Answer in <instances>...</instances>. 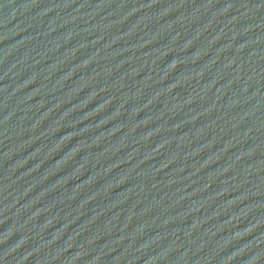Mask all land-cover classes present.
Segmentation results:
<instances>
[{"label": "water", "instance_id": "obj_1", "mask_svg": "<svg viewBox=\"0 0 264 264\" xmlns=\"http://www.w3.org/2000/svg\"><path fill=\"white\" fill-rule=\"evenodd\" d=\"M227 0H0V264H180Z\"/></svg>", "mask_w": 264, "mask_h": 264}]
</instances>
